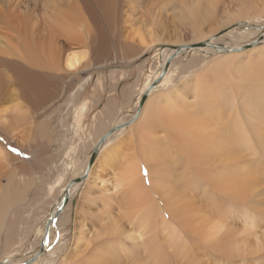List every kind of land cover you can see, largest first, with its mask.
<instances>
[{
    "label": "bare ground",
    "instance_id": "obj_1",
    "mask_svg": "<svg viewBox=\"0 0 264 264\" xmlns=\"http://www.w3.org/2000/svg\"><path fill=\"white\" fill-rule=\"evenodd\" d=\"M134 1L142 2L141 0ZM146 1L149 4L148 12H151L150 15L155 19L159 20V14L163 12L172 11L175 20L190 24L197 42L194 41L193 46L190 44L177 46L175 44L177 42H165L166 40L161 36L154 37V34L149 30L147 33L141 21H134L131 18L124 19V23L129 25L131 39L137 37L141 41L146 40V47L141 50L142 53L151 47L149 46V44L152 45L151 43L168 45V47L162 48L159 53L161 58L160 74L157 78L152 79L153 84L146 83L145 87L139 90L136 98L134 97L135 101L131 111V115H133L130 117L133 119L138 117L134 125L124 126L123 122L126 117L124 116L114 123L115 126L122 123L120 130L113 125L98 140L93 150L100 142L102 143L99 145L92 165L88 168L91 152L84 163L82 172L74 177L73 182L66 187L68 188L67 194L64 195L65 191L61 194L60 203L56 204L51 216L57 210L59 212V207H63L65 210L71 195L89 183L95 162L99 158L97 155L102 148L108 146L107 149L105 148L107 151L111 148L108 152L112 157L118 150L122 151L121 146L123 145L126 154H124L125 161L121 162L117 181L119 183L117 186L120 189L117 188L119 191L121 190L118 213L116 217L115 215L111 216L107 210L112 204L104 205L102 211L104 215L107 214V217L103 222L97 223L96 228L93 229L98 240L91 242V245H89L90 243L86 244L88 255H85V258L81 257L83 261L85 259L82 264H264V229L262 228L264 227V207L260 198L264 195V191L258 189L261 187L260 181L257 187L254 185V181L259 180L262 176L252 171L251 168L247 169L246 165L251 163L250 156L239 152L240 149H249V143L258 144L260 148L264 149V116L260 118H257L258 114L253 116L254 118H250L248 115V117L244 116L241 111L249 110L250 106L245 99L237 102L235 98L231 99L229 109L235 111L236 103L239 104V115H234L232 118L236 120L241 115L240 123L237 119L236 130L235 120L230 123L231 119L228 118V122L225 120L228 125L222 123L220 113L222 109L219 110L218 99L210 96V92L207 90V87L213 92L216 89L217 93L214 92V94L219 98L221 83L214 84L213 81L206 83L208 71L214 70L216 77H219L222 66L226 67L228 61L238 56L236 48H223L216 42L221 35L233 28L232 25L240 20L231 24L227 23L222 31L202 35L201 26L215 14L216 8L221 5V0ZM236 1L239 3L235 14L227 16V20H225L230 21L233 18L243 17L247 13L248 17L251 15L253 24L249 23L250 25H248L243 22L245 25L242 26V30L245 28L247 35H251L250 30L247 31V29L254 26V23L263 22V24L261 23V26L263 25L262 33L257 34L258 36L254 40V42L262 43L264 0ZM106 2L107 0H101L99 3L104 5ZM131 4L134 5V3ZM103 5L102 9L105 8L109 12L110 7ZM4 8L5 4L0 7L1 25L8 24V13L4 12ZM68 10L70 8L66 7L64 13H68ZM58 12L56 20L53 18L50 23L51 17L48 21L50 24H47L44 37L41 33L38 35L30 33L22 21L21 30L18 31L21 34V41L17 51L13 52L8 49L10 54L17 56L20 54V60L18 59L16 62L0 58L1 61L9 64L8 69L4 66L5 64H2V71L11 72V76L8 72L0 73V128L7 129L8 133H14L15 136L24 138L27 135V139H22V141L17 139L16 144L26 150H28L29 142H35L34 135H38L41 137L39 149L43 147V150L49 151L48 146L52 144L49 134L53 130L49 131L50 125L45 119L48 120L52 117L51 107L55 104L52 102L53 98L59 101L66 91H69L70 93H67L70 95L74 91V87L76 92L78 72L81 71L89 75L93 67L90 54H92V48L100 43L96 41V37L104 34L112 35L111 32L105 33L104 30H107L104 27L97 30L96 26H92V22H84L87 15L85 13H78L83 17L77 15L70 19L69 16L60 15L61 11ZM105 17L110 18L108 13ZM78 22L81 24L77 25ZM154 22L156 21H152V23ZM228 26L231 28L229 29ZM239 29L241 28H235L237 31ZM75 41L79 44L76 46L82 47L80 48L81 52H71L66 55L58 46L62 42L66 47H71ZM204 42L206 44L203 47L197 46ZM207 49L216 53H224L225 56L215 58L212 62L214 65H207L204 70L202 68L198 73H191L189 77L187 76L191 81L180 82L178 86L176 83L174 84L172 81L174 76L171 78L170 71L175 68V61L192 50L207 51ZM244 56L249 71L247 67L242 76L236 74L234 78L232 74L229 76L233 82L237 81L240 90L242 89L241 94H249L256 99V102H260L262 93L258 89L260 86L258 83H261L264 88V69L261 68L259 74L260 69L256 66H264V50L256 52L255 55L250 50L243 54ZM60 70L69 73L64 74L70 79L69 85L66 87H61L63 77L59 74ZM224 72L228 73L229 71ZM253 73H255L254 77ZM182 75L184 76V74ZM9 80H12L11 85L16 88L12 87L9 90L10 86L7 87ZM81 81L83 80L81 79ZM177 87H180V91L177 90ZM8 90L10 95L8 101H12L10 105L4 107ZM253 90L259 93L254 96ZM32 110L35 115L42 112L45 121L38 122V119L33 117ZM76 112L78 113V111ZM255 112L257 111L255 110ZM195 115L197 116L195 117ZM74 118L77 119V116L75 115ZM234 131L236 135L244 136V142L241 141V136L240 138L231 137ZM138 159H141L147 166L148 188L143 185L144 180L139 174ZM108 160H111L109 156ZM35 165L33 167H43L42 163ZM15 167L14 160L8 156L0 144V176L7 178V188L2 187L5 190L0 188V232L4 229L5 215L3 213L9 211L10 205L23 196L24 189L20 188L18 181L10 178L16 174ZM28 171L29 173L26 171L27 173L25 172L23 175L27 176L28 179H26L30 184L35 175L30 176L32 170ZM14 183L18 185L10 187ZM251 197L254 198L253 201L250 200ZM110 198L109 195L108 199ZM112 198L115 199V196ZM87 199L83 200L85 204ZM105 202L106 200L104 204H106ZM115 219L119 220L117 224H121L118 233L115 230ZM53 223L55 221H52L50 226ZM45 226L42 228V239L44 237V241L48 243V237L51 235L50 226L46 235ZM84 234L85 232L79 233L73 246V252L68 258L63 259L61 264L75 263V251L83 244ZM7 243L9 242L5 241L6 248L9 245ZM41 246L42 251H38L37 255L33 256L36 258L31 264H36L43 252L47 251L48 245L43 243ZM78 251L80 249L77 250V253ZM0 264L19 263L5 260Z\"/></svg>",
    "mask_w": 264,
    "mask_h": 264
},
{
    "label": "rangeland",
    "instance_id": "obj_2",
    "mask_svg": "<svg viewBox=\"0 0 264 264\" xmlns=\"http://www.w3.org/2000/svg\"><path fill=\"white\" fill-rule=\"evenodd\" d=\"M141 1V3H136L134 0H107V5L106 3L104 4L110 7L108 10L109 12H107L105 8L102 9L103 4L99 3L101 2V0H0V7L5 4L4 12L8 13V24H0V58L4 60H15L16 62L18 61V59L20 60V54L18 56L10 54L8 49H11V51L13 52L17 51L18 44H20L21 41V34L18 31L21 30L22 21L24 22V25L26 24L25 27L30 33H33L35 35L41 33V35L44 37V35L46 34L47 27L52 22L53 18L54 20L57 19L59 15L58 11H61L60 15L69 16L70 19L75 18V16L77 15L79 17H83L80 16L78 13H85L87 15L86 18H84V22H92V26H96L97 30H101L104 27V29L107 30L105 31L103 29L105 33L111 32V36L107 34L97 36V42H102V40L106 38L114 39V37H119L120 31L123 29L124 26H126V29L129 28V25L124 23L125 18H131L134 21H141L146 32L149 30L152 34H154V37H156L157 35L161 36L164 40H166L165 42H177L175 43L177 46L182 44L192 45L194 41H196L197 38L194 35V32L192 31V26L190 24L180 20H175L172 16V11L168 13L163 12L159 14V20L155 19L150 15L151 12H148L149 4L147 3V1ZM221 1V5L215 10V14H213V16L201 26L203 30L201 31L203 33L202 35H208L209 33H212L214 31L216 33L217 31L224 30V26H227V23L230 22L231 24L240 20L232 25L233 28L228 26L229 29H231L221 35V37H219V40L216 42V44L222 46L223 48H236L235 50L238 52H236L235 50L234 52H236L238 56L235 57L236 59L233 58L232 60L228 61L226 67L222 66L223 69L221 68V75L219 77H216L214 70H210L206 74V83H209L211 81H213L214 84L221 83V91L219 93V98L216 97V95L214 94V92L217 93L216 89H214L213 92L211 89H209V87H207V90L208 92H210V96L218 99V104L220 106L219 110L222 109V112H220L222 116V123L224 122L228 125V118L231 119L230 123H232V121L235 120L232 118V116L239 115V104L236 103L235 111L229 109L231 99L236 98L237 102H240L241 100L245 99L246 102H248L250 106L248 107L249 110L245 109L244 111H241L244 116L248 115L250 118L255 116L256 114H258L257 118L264 116V88L261 83H258V85H260L258 86V89L261 90L262 96L260 97V102H256V99L251 95L241 94L242 89L240 90L237 81H234V83L229 76L232 74L234 78L235 74L240 76L244 74V69L248 67V64L244 59L246 57H243V54H246L251 50L255 55L256 52H261L262 50H264V36L261 37L262 43L259 42L260 44H253L255 43V38L262 33L263 25L261 26V23L263 24V22L254 23V26L256 27L252 26L250 27V29H247V31L250 30L251 32V35H247L245 28L242 30V26L245 25L243 24V22L247 23L248 25L253 24L251 15H249V17L247 16L248 13L247 15H245L248 19L245 16H240L241 18L238 17L233 18L232 20L230 19V21H226L227 16H232L233 14H235L239 2L236 0ZM57 2H59L58 5L60 6L56 5ZM73 2L75 3L72 4ZM130 3H134V5H130ZM66 7L70 8V10H68V13H64ZM107 13L109 14L110 18L105 17ZM46 18L47 20L45 21ZM42 20L43 22H41ZM49 20L50 23H48ZM152 21L156 22L152 23ZM80 24L81 22L77 23V25ZM235 28L241 29L237 31L235 30ZM252 30L255 31L253 32ZM154 37H151V39H154ZM139 41L142 46V49L146 47L145 39L143 41L139 39ZM198 41L200 40L198 39ZM151 44L153 45L154 43ZM156 44H158V46L155 45L156 48H154V46V49L149 53L148 63L144 69V72L141 74L143 77L141 79V86L139 85V79H137L133 83L132 88H130L133 82L132 77L127 78L125 82L120 81L119 86L117 88V101L119 102V100L121 99V90L123 89V87H126V102L119 103L121 105H117L116 107H112L111 105L106 106V110L104 112L107 114V116H109V119L111 121L110 123H107V120L104 121L101 118L103 114L101 112V106H99L97 109L91 110L90 115L88 117V109L86 108V104L82 103V101L78 102V100H76L75 98L72 100L70 96L71 94L69 95L70 92L65 90V95H62L59 101L53 98L52 102L55 104L52 105L53 107H51L52 117L48 118V120L45 119L43 114H41L42 112L36 113L35 115L34 110L31 111L33 117L35 116L34 118L38 119V122H44L46 120L50 125L48 127L49 131L53 130L52 133L49 134V137L52 139V144L48 146V148H50L49 151L43 150V147L39 149L41 145V137H39L38 135H34V138L36 139L35 142H29L27 145L28 150H26L23 147L20 148V146L16 144L18 142L17 139L22 141V139L28 138L27 135L24 138L22 136H15L14 133H8L9 131L7 129L3 130L0 128V144L8 153V156L14 160V164L16 166V174H13L10 178L16 182L18 181V183L20 184V188L24 189L22 194L23 196L21 195L22 197H20L18 200L14 201L10 205L9 211L3 213L5 215V220L3 226L4 229L2 230V232H0V262L7 260L13 263L23 264L31 260L34 255H37L39 246L45 243L46 245H48L47 251L43 252L41 258L36 261V264H61L63 259L68 258L70 253L73 252V246L77 241L76 238L79 236L80 232H85V234L82 238L83 244L80 245L78 248L80 249V251H78V253V249L75 251L76 256L74 258V264H82L85 261V259L83 261L81 257L88 255V253L86 252V244L90 243L89 245H91V242H95L98 240L97 234L93 229L96 228L97 223L99 224L101 223V221L103 222V220H105L107 217V214L104 215L102 211L104 205L112 204L111 207L107 210V213H111V216L115 215L116 217V214L118 213L119 204L121 203V190L119 191L120 188L117 186L119 184L117 181L119 178V168H121L122 160L125 161L124 154H126V151L123 149V145L121 146L122 151L118 150L114 156L112 155V157L110 156L111 154H109L108 152L111 148L108 151L106 150L108 146L105 147L106 149L102 148V150H100L99 155H97V157L99 156V158L95 162V166L90 175V180L88 183L89 185L87 184L85 187L76 190L71 195L70 201L67 203V208L65 210H62L60 213L58 212V210L56 211V213L58 212V216L56 220H54L55 223L50 226L51 235L50 237H48V243L44 241V237L42 239V228H44V226L46 225L47 219L51 217L53 210L57 206L56 204L60 203V196L65 191L68 184L72 183L74 177L78 176L82 172L84 168V163L87 157L91 154L98 140L111 129V127L116 121L121 120L124 116H126L124 118L125 121L123 122L124 126H132L137 121L138 117L136 119L130 118L133 115H131V111L135 98L138 92H140L139 90L145 87L146 83H152V79L157 78L159 76L161 61L159 53L161 52L162 48L168 47V45L164 46L159 45V43ZM250 44V49H244V47ZM152 45L149 44V46ZM58 46L66 53V55L71 52H81L80 48H82L81 46H78L77 48L74 46L66 47L62 42L59 43ZM116 49V46H113L112 52L116 51ZM102 51L103 50L101 49L92 48V54H90L92 63H94V65H98L99 67H103L105 65L104 53H102ZM147 51L143 54H147ZM223 56H225L224 53H216L215 51L213 52V50L211 49H207V51L192 50L191 52L185 53L181 56V58H178L175 61V68H172L170 71L171 78L174 76L172 81H174V84L176 83L177 86L178 84H180V82L185 83L187 80H189L187 76L189 77L191 73H198V71L200 72L202 68V70H204L207 65H214V63L212 62L215 60V58ZM2 64H5L4 66L7 69L9 66L7 62L0 60V73L8 72L9 76H11L10 71H2ZM245 65L247 66L245 67ZM256 67L260 69L259 74L261 72V68L264 69V66L260 67V65H257ZM226 70L229 72H224ZM33 71L38 72V70L35 69H33ZM93 72H95V70H93L89 75L95 74ZM59 74L63 77L61 87L68 86L70 79H68L67 76L64 74L69 73L65 72V70H60ZM182 74H184V76ZM254 74L255 73H253V77ZM78 75V83L75 85L76 90L78 92L75 95L80 96L86 89L83 88L85 85V80L81 82V79L83 75L86 77L89 75L86 73H82L81 71L78 72ZM249 79L251 80V78ZM112 82L113 81L109 80L107 77H104L103 79L100 77L95 78L93 81L94 86L92 88V91L97 94V92L99 91L97 85L100 83L103 89H105L106 91V95L103 98L105 99L111 94L110 89ZM11 84L12 80H9L7 82V87L10 86L9 90L12 87H15ZM9 90L6 92L7 98L6 103H4L3 105L4 107L10 105L12 101H8L10 97ZM177 90L180 91V87H177ZM253 92L254 96L259 93L256 90H253ZM256 103L258 104V106ZM251 106L252 109H250ZM71 108L73 109V113L71 112ZM116 108H118V111H116ZM254 108L257 112H255ZM85 109L87 110L85 111ZM76 111H78V113ZM116 112L117 116L114 120V113ZM75 115L77 116V119L74 118ZM197 115H195V117ZM241 118V115L237 118L239 120L238 123H240ZM237 119L235 120V130L237 128ZM225 120L227 122H225ZM38 122L36 123L38 124ZM121 124L122 123L116 125L118 127V130L121 129ZM116 126L114 125L113 127ZM233 136H237L235 138H240L241 136L240 139L244 142L243 135H236L234 131V134H232L231 137ZM121 138L123 139V137ZM249 144V149H240L239 152H241V154L250 156L251 163L248 164L249 166L246 165L248 167L247 169L249 170V168H251L252 171L257 172L262 176L259 180L254 181V185H256L255 187H257V184L260 181L261 187L258 189L264 191V149L260 148L259 145L255 143ZM13 149H15V151H13ZM107 155L110 157V161L108 160ZM137 162L139 174L144 180L143 185L148 188L149 181L147 180V166L141 161V159H138ZM41 163L43 164V167L36 166L40 165ZM34 165L36 167H33ZM29 169L32 170L30 171V176L32 174L35 175L34 179L32 180V183L30 182V184L27 180V176L23 175L26 171L29 173ZM190 171L192 172L193 170ZM17 176L19 177L17 178ZM17 185L18 184L14 183L10 187H14ZM2 187L7 188V178L4 176H0V188L2 190L6 189ZM109 195L111 196L110 199H108ZM112 196H115V199L112 198ZM86 198H88L86 201L87 205L84 202ZM260 198L264 207V195H262ZM253 199L254 198L251 197L250 200L253 201ZM105 200L106 204H104ZM117 220L118 219H115L114 225L115 230L118 233L121 229V224H117L119 223V220ZM262 228L264 229V227ZM5 241L9 242L7 243L9 244L7 248L5 247L7 246L5 244ZM79 258L81 259V262Z\"/></svg>",
    "mask_w": 264,
    "mask_h": 264
},
{
    "label": "crops",
    "instance_id": "obj_3",
    "mask_svg": "<svg viewBox=\"0 0 264 264\" xmlns=\"http://www.w3.org/2000/svg\"><path fill=\"white\" fill-rule=\"evenodd\" d=\"M129 29V30H128ZM126 29V26L123 27V29L120 31L119 37L112 38H106L102 40L97 46H94L97 49L103 50L102 53H104V62L105 65L103 67H99L98 65H93L91 68L92 71L95 70V74L84 76L82 77V80L85 78V85L83 88H86L84 92L79 96L75 95L78 91L72 95L71 93V99L74 98L78 100V102L82 101V103L86 104L85 111L87 110V115L89 117L91 110L97 109L99 106L102 107V119L105 121L107 120V123H110L109 116L104 112L106 110L107 105H111L112 107H116L117 105H121L119 103L126 102L125 94H126V87H123V89L120 92L121 99L119 102L117 101V88L119 86L120 81L125 82L127 78L132 77V84L130 88H132L133 83L139 79V85L142 84V73L144 72V69L148 63L149 60V53L158 46V44L154 43L149 50L147 51V54H143L141 52L142 46L140 44V41L138 38L131 39L130 34V28ZM128 32V34H127ZM122 33V34H121ZM121 38V39H117ZM128 41V42H127ZM104 43V44H103ZM74 44V45H73ZM72 45L74 47H78L76 45H79L77 41L73 42ZM130 45V46H129ZM156 45V46H155ZM65 46V45H64ZM113 46H116V51H113ZM155 46V47H154ZM154 47V48H153ZM90 52V50H89ZM96 67V68H95ZM91 71V72H92ZM90 72V73H91ZM89 73V74H90ZM108 78L109 80L113 81L111 83V89H110V96L106 97L105 89H103L102 85L99 83L97 85L99 91L94 93L92 91V88L94 86L93 81L95 78ZM82 82V81H81ZM113 89V90H112ZM77 102V103H78ZM71 107V105H70ZM116 111H118V108H116ZM71 112L73 113V109L71 108ZM116 113H114V120L116 119ZM87 117V118H88Z\"/></svg>",
    "mask_w": 264,
    "mask_h": 264
},
{
    "label": "water",
    "instance_id": "obj_4",
    "mask_svg": "<svg viewBox=\"0 0 264 264\" xmlns=\"http://www.w3.org/2000/svg\"><path fill=\"white\" fill-rule=\"evenodd\" d=\"M258 41H255V44L257 43ZM206 43L204 42V43H201V45H197V46H199V47H203L204 45H205ZM193 46V45H192ZM191 46V49L193 48ZM249 47H251V44L250 45H247L246 47H244V49L245 48H249ZM187 48H189V47H187ZM196 48V47H195ZM100 143H102V142H100ZM100 143L95 147V149L92 151V154H91V156H90V158H89V160H88V168L92 165V163H93V161H94V159H95V157H96V154H97V150H98V148H99V145H100ZM67 190H68V188H66L65 189V193H64V195H66L67 194ZM60 209H59V212H61L62 210H63V207H59ZM57 216H58V212L57 213H55L54 215H52L51 217H49L48 219H47V223H46V226H45V235L47 234V232H48V230H49V226H50V224L52 223V221H54L56 218H57ZM39 252H41L42 251V248H41V246H39V250H38ZM35 258L36 257H34L33 259H31V260H29V261H27V262H25V263H23V264H31L34 260H35Z\"/></svg>",
    "mask_w": 264,
    "mask_h": 264
},
{
    "label": "snow or ice",
    "instance_id": "obj_5",
    "mask_svg": "<svg viewBox=\"0 0 264 264\" xmlns=\"http://www.w3.org/2000/svg\"><path fill=\"white\" fill-rule=\"evenodd\" d=\"M13 151H15V149H13Z\"/></svg>",
    "mask_w": 264,
    "mask_h": 264
}]
</instances>
